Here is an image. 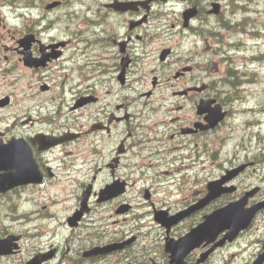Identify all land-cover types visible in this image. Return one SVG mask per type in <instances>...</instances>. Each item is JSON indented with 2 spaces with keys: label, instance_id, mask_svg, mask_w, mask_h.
<instances>
[{
  "label": "flooded vegetation",
  "instance_id": "obj_1",
  "mask_svg": "<svg viewBox=\"0 0 264 264\" xmlns=\"http://www.w3.org/2000/svg\"><path fill=\"white\" fill-rule=\"evenodd\" d=\"M29 1L15 10H35L42 27L0 47L5 52L0 64L21 69L27 77L22 90L30 94L23 104L14 103L13 91L0 96L8 99L0 112L16 108L13 117L1 119L16 129L0 131V145L22 143L11 150L14 161L12 155L0 160V264H212L220 252L230 251L235 243L199 263L212 244L201 245L172 262L165 244L230 202L231 194L187 214L168 233L155 217L171 219L186 211L205 196L207 183L252 162L234 181L238 192L239 179L263 167V151L257 160L246 156L210 175L182 203L155 202L152 187L139 183L145 177H175L169 163L193 157L180 168L188 176L204 155L217 158L215 135L231 114V88L239 80L231 68V40L222 39L231 38V0H93L86 10L92 17L82 26L74 23L79 14L74 6L64 13L68 33L60 38L51 35L55 23L47 14L64 1ZM211 39L215 49L198 48V41L208 46ZM214 55L221 60L214 62ZM25 58L45 61L29 67ZM147 62L150 68L142 64ZM224 62L227 70L220 74ZM221 82L229 91L221 90ZM201 103H208V110L221 107L225 119L205 129L208 113H199ZM158 108L166 111L159 121ZM254 242L245 264L262 251L264 238ZM231 257H223L224 263L228 258L231 264Z\"/></svg>",
  "mask_w": 264,
  "mask_h": 264
},
{
  "label": "rangeland",
  "instance_id": "obj_2",
  "mask_svg": "<svg viewBox=\"0 0 264 264\" xmlns=\"http://www.w3.org/2000/svg\"><path fill=\"white\" fill-rule=\"evenodd\" d=\"M64 6L57 11H52L48 18L53 21L54 28L52 31L53 38H60L65 36L68 28L65 26L66 12L70 8L76 13L78 19L74 22L76 27L82 26L88 22L87 16L92 17L89 12H86L87 6L92 5L93 0H65ZM10 5L5 0H0V47L14 43V39L18 38L24 32H36L40 30L42 24L37 20L39 13L33 9L18 10L17 7H25L30 5L29 0H12ZM34 2L37 3L36 0ZM29 3V4H27ZM34 6L33 2H31ZM228 3V1H227ZM5 4L6 6H2ZM68 8H65V7ZM25 12L28 16H22L21 13ZM3 14V15H2ZM83 15V17L81 16ZM96 17L98 15H95ZM114 22L116 20L113 19ZM68 23V21H67ZM47 24V19L43 20V25ZM231 38H222L226 43L231 40V68L235 69L238 73L235 88H231V114L221 124L223 129L215 136L218 141H215L218 152L217 158L211 160L206 155L203 156L204 162L197 163L198 170L189 173L185 176L184 171H180L181 167H186L192 164L193 157L187 160H181L178 165L169 163L167 169L173 176L168 178H160L157 181L150 180L145 177L140 181V186L152 187L155 191L154 200L158 203L177 204L182 203L186 198H191L192 189L199 190V184L206 181L210 175H216L217 171H224L232 164L242 161L246 156L250 157L249 160H257L260 158L258 153L263 154L264 158V0H231ZM222 35H220L221 39ZM209 45L206 46L204 42L198 41V48L215 49L216 42L214 39L208 40ZM211 51V50H210ZM208 51V53H210ZM207 53V54H208ZM5 52H0L3 59ZM211 54V53H210ZM218 56V55H214ZM214 62L221 60V56L210 57ZM151 60V59H150ZM3 61V60H2ZM144 67H151L150 63H142ZM149 64V65H148ZM149 67V68H150ZM213 66H211V69ZM0 96L4 93L14 92V103H27L29 95L23 92V85L27 81V77L21 69L16 67H7L3 61L0 64ZM220 74L222 70H227L226 62L219 66ZM223 76L220 77L222 80ZM223 91H229L228 87L222 86ZM158 99V98H156ZM142 104H140L141 106ZM250 110V111H248ZM16 111L15 106L0 112V120L2 118L8 119L14 116ZM156 118L159 120L164 119L166 111L164 108L157 109ZM175 116V115H173ZM166 121L168 119L166 118ZM260 121V122H259ZM10 121L3 123L0 122V131H10L16 129V126H6ZM230 127V129L228 128ZM247 126H251L250 130ZM253 126V127H252ZM259 126V127H256ZM20 127V126H18ZM250 132H252L251 139ZM261 138V140H259ZM249 151L251 153H249ZM248 160V158L246 159ZM200 164V166H199ZM207 169L203 171V166ZM218 166V167H217ZM213 167V168H211ZM179 168L178 172H174ZM251 173V172H250ZM247 173L239 179L237 184L239 190L232 197L237 199L244 191L254 187H261L260 197L264 196V163L263 167L255 175ZM236 185V184H235ZM142 189V187H140ZM140 200L143 201L142 195ZM143 211V210H141ZM264 213L257 217V221L253 229L239 239L230 251H222L213 260L212 264H225L223 257L231 254V264H245L252 259V255L256 250V241L263 239L264 235ZM159 230H153L152 239L156 238ZM157 240V239H155ZM228 264V258L225 259Z\"/></svg>",
  "mask_w": 264,
  "mask_h": 264
},
{
  "label": "water",
  "instance_id": "obj_3",
  "mask_svg": "<svg viewBox=\"0 0 264 264\" xmlns=\"http://www.w3.org/2000/svg\"><path fill=\"white\" fill-rule=\"evenodd\" d=\"M22 42L24 41H21V43ZM44 61V59L37 61H33L29 58L24 59L25 65L29 67H37L39 65H43ZM207 106L208 103H201L199 105V113H208L206 117V121L208 123L207 127L217 126L218 123L224 119L225 113L221 112V108L219 106H217L213 110H208ZM10 155H12L13 160L16 158L15 154L13 156L12 153L7 152V148L5 146L0 147V160H8ZM247 166H249V164L242 165L227 172V175L221 181L211 182L208 185L207 196L188 211L178 214L171 219L166 218L163 214H158L155 220L164 228L169 230L173 225L177 224L185 214L203 208L205 205L217 199L224 193L234 192V187L224 189L221 187V185H223L226 181H230L235 178ZM256 191L257 190L247 192L238 201L229 203L228 205L216 210L209 216H206L202 224L190 230V232L179 239V241L174 242L172 240H167L165 248L167 252L171 253L172 262L182 261L186 255L199 247V245H201L202 243H205L206 245L213 243L215 239L223 232H225L223 238L219 242L215 243L213 247L202 256L201 261L205 260L208 254L212 252L216 247L222 246L226 241L232 242L241 231H244L250 226L256 214L264 209V201L255 204L252 207L246 208L248 199L252 197ZM81 214L82 211L78 212L74 217L79 218ZM263 262L264 245L263 252L257 256L253 264H263Z\"/></svg>",
  "mask_w": 264,
  "mask_h": 264
}]
</instances>
